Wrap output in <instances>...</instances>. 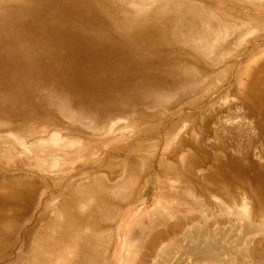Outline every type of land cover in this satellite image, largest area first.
<instances>
[{
  "label": "rangeland",
  "instance_id": "374dc122",
  "mask_svg": "<svg viewBox=\"0 0 264 264\" xmlns=\"http://www.w3.org/2000/svg\"><path fill=\"white\" fill-rule=\"evenodd\" d=\"M100 182L110 264H264V0H0V264Z\"/></svg>",
  "mask_w": 264,
  "mask_h": 264
},
{
  "label": "bare ground",
  "instance_id": "6f19581e",
  "mask_svg": "<svg viewBox=\"0 0 264 264\" xmlns=\"http://www.w3.org/2000/svg\"><path fill=\"white\" fill-rule=\"evenodd\" d=\"M123 188L122 184L108 187L106 184L100 182L99 184H95L94 192H90L93 191L90 188V191L85 190L78 197V204L83 212L91 208L88 215L86 213L82 215L80 220L81 224H79L80 229L83 228L85 230L79 237H81L85 244L86 242L88 243V248L85 249L83 246L75 244V246L80 247L82 252H86V261L88 264H110V231L113 227V217L120 210L124 201ZM89 194L91 195V200L94 197L97 199V204L90 208L87 207L89 205L88 203H90L88 201ZM65 217L67 218V222L64 223L61 237L64 242V246L60 251L61 264H74L70 256L74 246L72 241H70V237L72 236L71 218L68 213ZM139 227H143V223ZM130 238L131 240H135L136 233H132ZM153 241L155 244L158 243L156 239Z\"/></svg>",
  "mask_w": 264,
  "mask_h": 264
}]
</instances>
